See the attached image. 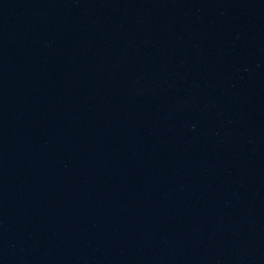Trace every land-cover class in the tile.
I'll list each match as a JSON object with an SVG mask.
<instances>
[{
  "label": "water",
  "instance_id": "1",
  "mask_svg": "<svg viewBox=\"0 0 264 264\" xmlns=\"http://www.w3.org/2000/svg\"><path fill=\"white\" fill-rule=\"evenodd\" d=\"M0 264H264V0H0Z\"/></svg>",
  "mask_w": 264,
  "mask_h": 264
}]
</instances>
